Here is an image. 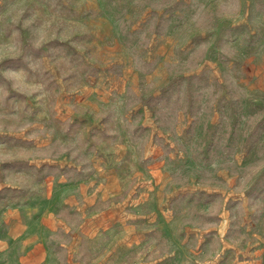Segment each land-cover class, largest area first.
I'll use <instances>...</instances> for the list:
<instances>
[{"label":"rangeland","instance_id":"374dc122","mask_svg":"<svg viewBox=\"0 0 264 264\" xmlns=\"http://www.w3.org/2000/svg\"><path fill=\"white\" fill-rule=\"evenodd\" d=\"M114 205L120 256L264 264V0H0V241L105 259Z\"/></svg>","mask_w":264,"mask_h":264},{"label":"crops","instance_id":"0c3cea01","mask_svg":"<svg viewBox=\"0 0 264 264\" xmlns=\"http://www.w3.org/2000/svg\"><path fill=\"white\" fill-rule=\"evenodd\" d=\"M114 206L109 222L112 225L116 223L117 226L120 224V227L113 228L111 236L119 237V240L112 245L105 259L84 255L81 252L83 244L78 241L53 244L47 240V231L43 228L34 236L16 240L12 245L0 241V264H154L155 261L149 262L145 257L134 258L129 255L120 256L117 253L118 249L129 250L133 243L129 240L130 228L126 225L124 210L117 208V205ZM79 229L85 231L86 227L80 226ZM93 230L94 227H91L90 235L96 232H92Z\"/></svg>","mask_w":264,"mask_h":264}]
</instances>
